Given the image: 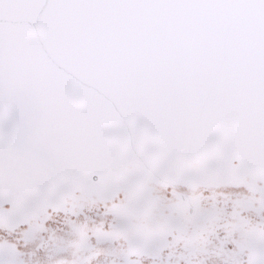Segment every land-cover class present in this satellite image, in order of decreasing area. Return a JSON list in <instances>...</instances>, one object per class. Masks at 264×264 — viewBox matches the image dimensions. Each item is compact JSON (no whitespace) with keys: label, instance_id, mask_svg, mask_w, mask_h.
<instances>
[{"label":"snow or ice","instance_id":"1","mask_svg":"<svg viewBox=\"0 0 264 264\" xmlns=\"http://www.w3.org/2000/svg\"><path fill=\"white\" fill-rule=\"evenodd\" d=\"M0 264H264V0H0Z\"/></svg>","mask_w":264,"mask_h":264}]
</instances>
